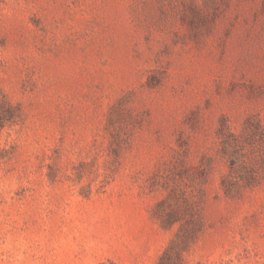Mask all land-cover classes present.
Instances as JSON below:
<instances>
[{"label": "rangeland", "instance_id": "rangeland-1", "mask_svg": "<svg viewBox=\"0 0 264 264\" xmlns=\"http://www.w3.org/2000/svg\"><path fill=\"white\" fill-rule=\"evenodd\" d=\"M0 89V264H264V0H0Z\"/></svg>", "mask_w": 264, "mask_h": 264}, {"label": "trees", "instance_id": "trees-1", "mask_svg": "<svg viewBox=\"0 0 264 264\" xmlns=\"http://www.w3.org/2000/svg\"><path fill=\"white\" fill-rule=\"evenodd\" d=\"M110 109L111 111L109 112V117H108L109 122H108V125L106 126L109 132H111V129H114L115 127V115L120 116V113L116 112L118 109L116 106L113 105L111 106ZM19 119H20V112H19L18 107L13 105L6 98V96L3 94L2 90L0 89V131H2L4 128L8 126L17 124ZM113 137L118 140V136L116 134L113 135ZM116 148L117 147H113V149L115 150ZM187 206L189 208L190 213H195L196 209L194 205L188 204ZM190 220L194 221L195 218L191 217ZM194 232H195V229L193 226L187 229L186 233L184 234L185 236L181 243L187 244L188 240L193 236ZM176 257H179V252L176 253Z\"/></svg>", "mask_w": 264, "mask_h": 264}]
</instances>
